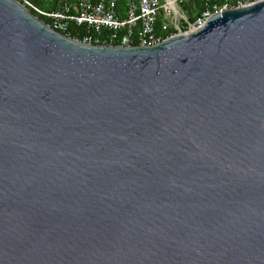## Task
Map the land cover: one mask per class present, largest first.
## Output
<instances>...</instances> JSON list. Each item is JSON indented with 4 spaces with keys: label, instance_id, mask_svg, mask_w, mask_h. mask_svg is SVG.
Returning a JSON list of instances; mask_svg holds the SVG:
<instances>
[{
    "label": "water",
    "instance_id": "95a60500",
    "mask_svg": "<svg viewBox=\"0 0 264 264\" xmlns=\"http://www.w3.org/2000/svg\"><path fill=\"white\" fill-rule=\"evenodd\" d=\"M0 264H264V0L150 45L0 0Z\"/></svg>",
    "mask_w": 264,
    "mask_h": 264
},
{
    "label": "built area",
    "instance_id": "2783aa9c",
    "mask_svg": "<svg viewBox=\"0 0 264 264\" xmlns=\"http://www.w3.org/2000/svg\"><path fill=\"white\" fill-rule=\"evenodd\" d=\"M29 9L50 19L49 25L64 33L71 23L86 25L88 31L83 35V42L93 44H112L120 39L119 45H131L133 38L136 45H150L180 32L192 30L203 19L230 7L243 6L260 0H206L194 20L190 22L180 5L184 0H138L128 2L125 17H120L116 3L118 0H55L52 10H43L30 0H18ZM174 4V6L171 5ZM159 16L163 17L161 30H176L167 37L157 34L156 24ZM183 23L187 28L182 29Z\"/></svg>",
    "mask_w": 264,
    "mask_h": 264
},
{
    "label": "trees",
    "instance_id": "16d2710c",
    "mask_svg": "<svg viewBox=\"0 0 264 264\" xmlns=\"http://www.w3.org/2000/svg\"><path fill=\"white\" fill-rule=\"evenodd\" d=\"M32 3H34L35 5H37L38 7H40L43 10H52L55 5L56 2L55 0H30ZM206 0H184L180 7L181 9L185 12V14L188 17V20L190 22H192L195 18V16L198 14L199 10L203 7V4ZM211 2H213L214 0H210ZM218 3H222V0H217ZM116 7H117V11L120 17H125L126 16V11H127V7H128V0H118L116 3ZM30 10L36 14L39 18H41L42 20H44L47 23H50V19L44 15H41L39 13H37L36 11H34L33 9L30 8ZM163 21V17L159 16L158 20H157V24H156V30H157V34L161 37V38H165L167 37L170 33L175 32L176 30H174L173 28L168 29L167 31H162L161 30V23ZM187 28L186 24L183 23L182 29L185 30ZM88 31V28L86 25H76L75 23H71L68 31L64 32L66 35L82 40L83 39V35L86 34ZM137 41L135 38L132 39L131 44L132 45H136ZM112 44L114 45H119L120 44V39H115Z\"/></svg>",
    "mask_w": 264,
    "mask_h": 264
},
{
    "label": "crops",
    "instance_id": "0c3cea01",
    "mask_svg": "<svg viewBox=\"0 0 264 264\" xmlns=\"http://www.w3.org/2000/svg\"><path fill=\"white\" fill-rule=\"evenodd\" d=\"M130 1H135V2H137L138 0H128V2H130Z\"/></svg>",
    "mask_w": 264,
    "mask_h": 264
},
{
    "label": "bare ground",
    "instance_id": "6f19581e",
    "mask_svg": "<svg viewBox=\"0 0 264 264\" xmlns=\"http://www.w3.org/2000/svg\"><path fill=\"white\" fill-rule=\"evenodd\" d=\"M171 5H172V6H174V4H173V3H171Z\"/></svg>",
    "mask_w": 264,
    "mask_h": 264
}]
</instances>
